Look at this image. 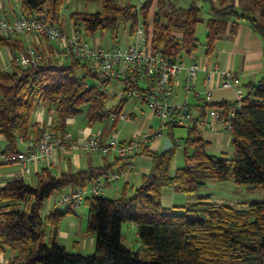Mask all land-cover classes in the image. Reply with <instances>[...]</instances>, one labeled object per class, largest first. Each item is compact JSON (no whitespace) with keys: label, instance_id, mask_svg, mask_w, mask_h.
Here are the masks:
<instances>
[{"label":"trees","instance_id":"trees-1","mask_svg":"<svg viewBox=\"0 0 264 264\" xmlns=\"http://www.w3.org/2000/svg\"><path fill=\"white\" fill-rule=\"evenodd\" d=\"M17 1L24 14L44 15L50 22L58 21L65 2ZM92 1L100 2L102 9L71 13L78 29L84 24L88 33H116L124 23L134 35L143 19L152 36L153 49L172 59L198 50L201 41L197 30L204 19L206 54L214 51L226 32L235 33L241 20H247L264 40V0H144L139 4ZM155 3L157 9L152 15ZM19 37L0 34V44L25 51ZM15 58L13 68H0V134L6 140L3 154L19 151L20 138L32 137V117L41 104L56 113L57 132L66 130L67 118L82 112L88 124L108 118L105 110L117 115L123 112L128 98L108 108V94L97 84H87L88 77H98L87 64L71 58L62 65L43 61L25 68ZM81 68L86 72L84 76L78 75ZM246 86L241 105L230 119L232 156L209 153L210 142L203 138L196 122L184 126L188 131L181 143L172 132L180 126H172L168 134L173 141L171 148L153 151L146 147L140 151L153 157L152 167L131 194L125 189L119 197L96 194L88 200L87 230L95 234V250L91 254L70 251L58 239L61 219L72 208L55 209L48 215L44 210L48 199L58 190L75 184L86 186L109 171L110 165L62 172L58 176L44 168L35 184L8 179L0 185V255H9L6 264H264V198L237 206L202 193L208 181L224 182L229 178L238 186H252L264 192V77ZM236 103L237 100L219 105L227 113ZM118 120L116 117L102 131L103 140ZM180 144L184 163L172 172ZM169 186L195 195L196 200L178 205V210L166 209L162 191ZM125 222L137 224V250L122 240ZM48 225L52 226L51 234Z\"/></svg>","mask_w":264,"mask_h":264},{"label":"crops","instance_id":"crops-1","mask_svg":"<svg viewBox=\"0 0 264 264\" xmlns=\"http://www.w3.org/2000/svg\"><path fill=\"white\" fill-rule=\"evenodd\" d=\"M144 1V0H143ZM97 3L98 1L92 0H65L61 7L59 19L64 28L70 32L75 30H80L84 36L94 44H104L102 41L91 40L92 35L94 36L96 32H100V38L104 37V33H111V41L108 42L109 45L113 42H117L116 33L120 27L116 30V33L110 30L106 31H96L93 33H88L85 30L84 24L79 26V29L75 25L73 19L71 18V13L75 11H89L88 3ZM131 2V1H129ZM181 2V1H180ZM239 2V0H236ZM95 6L96 10L100 11L102 9L101 3ZM132 3V2H131ZM141 3V2H140ZM139 4V3H135ZM156 3L152 6L151 14L156 12ZM23 13V8L21 3L17 0H0V15H5L8 18H14ZM205 25L202 27L200 36H197L201 41V45L197 51L191 54H184L182 58L189 65L192 62L197 61L200 65V70L198 71L196 77V86L193 92L187 93L185 91V76L187 70H184L182 74L174 80V92H173V103L177 109L183 108L182 112H192L195 115H199L202 112H207L215 104L220 106V102H234L237 98L236 89L240 87L243 89L244 93L247 91V84L249 82H257L262 77H264V40L262 36L257 33L249 24L247 20H241L237 25V30L235 33L226 32L221 39L218 40L214 51L211 54H206V19H204ZM203 24V23H202ZM121 37L122 44H129L134 40V35L128 30L126 24L122 23ZM22 45L36 46L43 49L49 55L47 56L48 63H58V61L51 56L52 43L48 41L45 37L38 36L35 34H25L19 37ZM105 40V38H104ZM4 48V49H3ZM18 49L14 50L8 45L0 44V68H9V65L13 62ZM68 63V61L66 62ZM214 69H229L232 70L239 78L240 83L233 87H222L221 79L219 73L214 72ZM85 70L81 68L78 70L79 76L85 75ZM211 74V79L208 80V74ZM98 79V77H95ZM99 80H96L94 84H98ZM88 85H91L88 83ZM120 84L113 82L111 84L110 90L107 92L109 100L107 101V107L116 105L120 97L118 93L120 92ZM207 88H212L213 96L212 101L208 102L205 100V91ZM143 104L136 99H128L125 102L123 111L126 113V119H119L111 131H116L118 137L122 140H127L133 135H140L142 133H147L149 130L153 131L155 129V119L158 117L152 111H146ZM58 120L57 115L54 111L48 110L43 104L39 105L34 111L32 117V128L30 131V136H35L40 133L44 128H55L57 126ZM112 124L111 120L105 118L100 123L88 124L86 117L79 118L69 117L67 118L66 130L70 131L72 135L78 139L85 137L88 133H95L103 131L106 127ZM97 126V127H96ZM184 127V126H180ZM97 128V129H96ZM188 131V129H187ZM200 132L206 140L210 143L207 146V151L211 154H227L229 156L233 155L232 146V134L230 131L223 129V125L220 123L217 131H212L206 127H200ZM187 135V134H186ZM185 135V136H186ZM153 141L149 149L153 151L162 150L165 138ZM185 136L175 137L177 141L182 142V138ZM0 142L4 147L6 145L5 137L0 134ZM21 148L24 144L19 141ZM181 150L183 145L180 144ZM190 151L193 150L192 147L189 148ZM183 156V150L181 152ZM178 160V159H177ZM127 160L124 157L117 156L115 154L102 155L95 151H82L79 149L63 148L57 151L53 156L48 157L41 163H36L32 165V172L24 180L28 183L35 184L37 176L43 171L44 168H49L51 173L54 175H60L62 172H77L85 170L91 167H102L105 165H110L109 171L120 170L125 167ZM153 162V157L148 153L144 152L140 154L135 159V168L129 173L124 174L119 180L114 183L107 184L98 194L106 197H119L123 190L127 189L128 193L131 194L133 190L142 183V177L148 174L151 170ZM0 185H3L8 179L13 178L17 173L22 171V167L17 163L5 162L2 157H0ZM183 165V163L181 164ZM180 166L179 161L174 164V159L172 162V172L175 171L176 167ZM212 182V180L208 181ZM207 182V184H208ZM91 183H88L85 187H90ZM207 186V185H206ZM72 186L60 189L55 193V198L51 199L49 204L45 207V215H48L52 210L65 211L67 208H60L57 204L60 194L68 191ZM203 194H210L209 192H202ZM182 192L177 191L173 187H165L162 191V202L166 209L173 211L177 209L178 205H183L196 200L195 195H181ZM192 196V197H191ZM93 197L89 193L86 199L85 205L89 204V199ZM212 197V195H211ZM164 199H167L164 202ZM213 199V198H212ZM80 208H72L71 212H79L84 209V206ZM90 211V210H89ZM69 212V213H71ZM68 213V214H69ZM67 215V214H66ZM136 224V223H135ZM137 225V224H136ZM52 226L48 225V233L51 234ZM58 239L66 245L68 239L71 235L77 236V240L73 242V246L76 250L74 252H80L86 254L82 249H89L90 254L95 250V234L93 232H83L81 229H77L76 219L72 220L66 224L60 223L58 232ZM80 248V249H79ZM73 251V250H72ZM9 255H0V264H6Z\"/></svg>","mask_w":264,"mask_h":264},{"label":"built area","instance_id":"built-area-1","mask_svg":"<svg viewBox=\"0 0 264 264\" xmlns=\"http://www.w3.org/2000/svg\"><path fill=\"white\" fill-rule=\"evenodd\" d=\"M144 20L140 19L134 34V40L129 44L113 42L109 45L94 44L89 41L82 31L66 30L60 21L50 22L44 15H26L22 13L14 18L0 15V34L14 38L25 34H35L45 37L52 43L51 56L59 65L66 63L69 59H77L87 64L93 74L98 76L99 88L107 93L113 82L120 84V99H136L148 106L161 120L163 128L170 129L172 126H188L196 122L200 127H206L217 131L219 124L223 129L230 131V119L241 105L244 96L242 88L237 87V103L227 113L217 105L212 106L202 116L192 112H178L173 103L174 80L184 70L185 91L191 93L196 86V77L200 70L197 61L187 64L184 58L172 59L163 55L159 50L152 47V36L147 32ZM43 49H36L34 46H27L25 51H20L15 62L25 68L36 66L46 61L47 56ZM13 68V62L9 65ZM219 73L222 87H233L240 83V78L229 69H214ZM211 74H208V80ZM213 90L207 88L205 100L212 101ZM111 122L116 117L126 119L123 111L117 115L104 111ZM162 129L133 135L127 140H120L116 131H112L103 140L102 131L88 133L83 138H76L68 130L57 132L52 128H44L38 135L28 140L20 138L24 147L17 152L3 154V146L0 142V157L5 162L17 163L22 171L13 178L25 179L32 172V165L41 163L48 157L53 156L63 148L79 149L82 151H96L102 154L116 153L124 157L127 162L120 170L107 171L99 176L91 186L85 187L80 184L72 185L68 190L60 194L57 204L60 208L82 207L89 193L98 194L107 184L114 183L124 174L135 168V159L140 155L143 148H149L153 141L163 138Z\"/></svg>","mask_w":264,"mask_h":264},{"label":"rangeland","instance_id":"rangeland-1","mask_svg":"<svg viewBox=\"0 0 264 264\" xmlns=\"http://www.w3.org/2000/svg\"><path fill=\"white\" fill-rule=\"evenodd\" d=\"M131 1L132 3H140L143 0H121V2H129ZM99 5V3H88V10L89 11H94L96 10L95 6ZM203 23V24H202ZM205 22H201L198 25V35L200 36V34H202L201 29L202 27H204ZM121 29L122 26H120V29L118 30V33H116V35H118L117 38V42L116 43H120L122 42V37L120 35L121 33ZM100 32H96V34L90 38L91 40H95L98 42V40L102 41V43H104L103 45L108 44V42H110L111 39V33L110 32H105L104 33V37L100 38ZM105 38V40H104ZM4 49V48H3ZM98 80L95 77H88L87 81L90 84H94V82ZM111 86L109 87L110 90ZM143 104V103H142ZM143 108L148 112V111H152L148 106L146 105H142ZM153 112V111H152ZM79 118H85V112H82L81 115H79ZM100 123V122H97ZM155 129H153V131L150 132H154L157 130L162 129L164 131L163 133V137L167 134H169L171 131L169 129L163 128L161 125V120L159 117H157L155 119ZM97 127V126H96ZM54 129V128H52ZM97 129V128H96ZM149 132V130H147ZM170 131V132H169ZM173 135L174 137H178V136H185L187 134V127H175L173 130ZM119 138V137H118ZM120 139V138H119ZM122 140V139H120ZM96 152V151H95ZM182 150L179 147L176 155L174 156V164H177V161H179V164L181 165L182 163H184V158L181 154ZM99 153V152H97ZM102 154V153H100ZM111 154H115L116 153H111ZM103 155V154H102ZM178 159V160H177ZM209 192L212 195L213 200L218 201V202H225V203H229V204H233V205H237V206H244L245 204H248L252 201L255 200H261L264 198V192L260 189L257 188H253L252 186H238L234 183L233 178H229L228 180L224 181V182H220V181H216V180H212V182H208L207 186H205L202 190V192ZM181 195H186V196H190L188 194H181ZM192 197V196H191ZM55 198V194H53L48 201L46 202V205L49 204L50 200ZM167 199H164V202H166ZM86 203V202H85ZM85 205V204H84ZM89 210H90V205L87 204L84 206V209L79 211V212H71L67 215H65L62 219H61V223H69L71 221V219L75 220L77 222V229H81L83 230V232H87V225H88V218H89ZM174 210H178V209H174ZM89 232V231H88ZM77 236H72L70 237V239H68L67 242V248L70 251H75L76 248L72 247L73 246V242L75 240H77ZM122 240L124 242V244H126L128 247H130L131 249L137 250L140 247V241H139V237H138V230H137V225L135 224V222H125L122 225ZM80 249V248H79ZM82 251L86 254H90V250L89 249H82ZM93 253V252H92Z\"/></svg>","mask_w":264,"mask_h":264},{"label":"water","instance_id":"water-1","mask_svg":"<svg viewBox=\"0 0 264 264\" xmlns=\"http://www.w3.org/2000/svg\"><path fill=\"white\" fill-rule=\"evenodd\" d=\"M172 146H173V141L169 136H167L165 138L162 150H167V149L171 148Z\"/></svg>","mask_w":264,"mask_h":264}]
</instances>
